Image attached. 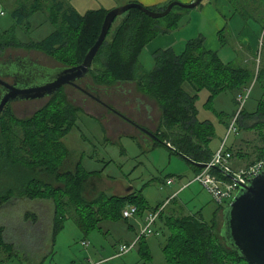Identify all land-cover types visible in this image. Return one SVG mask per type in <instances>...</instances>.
I'll use <instances>...</instances> for the list:
<instances>
[{
	"label": "trees",
	"instance_id": "trees-1",
	"mask_svg": "<svg viewBox=\"0 0 264 264\" xmlns=\"http://www.w3.org/2000/svg\"><path fill=\"white\" fill-rule=\"evenodd\" d=\"M170 1L145 7L161 11ZM42 8L43 0L18 1L11 11L15 24L0 30V54L6 48H21L39 51L61 67L80 64L97 39L109 9L79 13L61 1L50 0L47 20L54 29L39 40L18 38V26L28 24V19ZM188 11L189 8L175 5L165 16L151 18L139 9L130 8L116 16L86 78L93 91L101 92L116 83L132 82L140 93L154 99L160 111L152 133L155 143L169 144L168 147L171 144L174 152L191 159L192 167L198 172L201 168L196 163L211 158L213 152L209 143L214 132L209 120L197 117L198 93L207 91L204 105L209 108L216 96L225 91L233 92V100L239 104L237 97H242L240 92L248 88L255 73L252 67L222 62L216 52L204 47L201 34L187 39L179 51L173 46L154 50L151 54L153 68L145 70L139 60L145 45L156 36L175 30ZM263 25L264 18L260 33ZM221 35L219 32L220 39ZM261 45L264 53V35ZM263 79L264 69L261 68L255 80L262 83ZM184 84L193 93L186 91ZM63 88L26 117L15 116L9 108L2 114L0 207L14 199H49L54 204V235L61 230L67 216L73 218L83 234H89L98 228L99 221L121 218L126 205H135L138 211H143L147 205L140 192L108 195L100 187V171L82 168L80 159L75 162L63 138L75 125L81 108L68 98ZM233 114H237L236 123L241 129L256 131V157L249 163L264 158V95L252 111L240 109ZM218 115L222 117L224 113ZM228 150L232 155L241 153L240 150L233 153L231 147ZM70 159L73 166L67 167ZM212 172L217 169L213 168ZM163 222L168 231L161 249L164 264H248L221 236L216 217L205 221L195 215L166 216ZM144 238L137 241L141 259L137 264H146L152 257ZM0 248L9 254L13 250V244L4 239L3 226H0Z\"/></svg>",
	"mask_w": 264,
	"mask_h": 264
},
{
	"label": "rangeland",
	"instance_id": "rangeland-1",
	"mask_svg": "<svg viewBox=\"0 0 264 264\" xmlns=\"http://www.w3.org/2000/svg\"><path fill=\"white\" fill-rule=\"evenodd\" d=\"M18 1L19 0H0V8L4 11V15L0 16V30L7 29L15 24L11 11L18 4ZM205 1L208 0H203L202 4H204ZM209 1L211 6H213V0ZM233 1L234 2L231 1L230 5L233 8V4L236 5L234 23L240 29L243 27L246 34L252 37L254 48L252 50L253 54L250 62L245 64L242 63L243 59L241 55L244 50L242 49L240 52L230 47V50L233 53L232 55L234 56L231 62L235 65L252 67L255 75L250 81L248 88L240 92L245 98L243 102L244 105L241 107L240 103L238 104L234 102V93L231 91H225L216 96L212 107L209 108L204 106L203 103L205 102L207 91L201 90L198 93L195 102L198 109L197 117L200 120L208 119L214 125V132L209 143L211 151L214 147H216V149H228L227 146H231L233 145V141H237L239 142L237 145L240 147L233 149V153L236 150H240V152L248 150L252 152L251 155L254 154L256 157L254 146H256L258 142L256 141L255 129L244 130L236 123V132H231L225 137L228 124L224 125V122L221 119L229 118L231 120L232 116H234L233 113L238 112L240 109L252 111L256 106L257 100L264 95V79L262 83L255 80L257 70L261 68L264 69L263 46L261 45V48L259 46V35H261L260 19L262 17L259 15L260 12L254 11L257 7L263 8L264 10V0ZM66 2L71 5L75 4L76 0H68ZM49 3V0H43V8L40 11L35 12L28 19V24H21L18 26L16 30L18 38L21 40L26 38L39 40L54 29V26L47 20ZM255 5L257 7H255ZM191 9L192 8H190V11ZM190 11L185 13V16L181 19L179 30L186 26ZM24 23H26V20ZM233 27V23H230L225 27L226 37H229V32L227 30ZM175 30L174 33L171 31V35L176 37L177 41L181 37L182 32ZM177 32L178 34L176 36L175 34ZM185 40H179L174 47L177 50H180L183 47V41ZM245 49L250 51V48ZM150 52L151 51H148L147 48H144L139 57L140 64L145 70L153 68L154 63ZM6 54H9L11 57L26 56L30 63L35 65L40 64L48 68L45 70L48 75L60 69L58 68L59 64L54 59L39 51L25 50L21 48H6L0 55L5 57ZM229 57L230 55H228L227 58H223V60H229ZM11 59L13 60V58ZM13 63L14 62H12V64ZM14 68H19V66H14ZM87 80L88 78L86 77L83 79V81ZM63 89L68 98L73 100V103L81 108L75 125L63 138V141L70 150L75 162L81 159L80 165L82 168L84 167L87 170L100 171V175L98 176L99 184L108 194H112L116 191L121 192L122 190L129 188H134L136 190L142 189V195L150 205L156 204L158 200L163 201L162 203L165 202L166 206L168 200H165V198L167 191H169L171 186H166L164 181L168 175L173 174L175 177L173 187H175L179 184L180 175L186 177V180L190 178L191 169L187 161L179 154L170 151L164 144H156L153 136L148 135L143 131L144 134L138 133L136 138L130 137L133 133L132 126L129 125L126 120L117 117V115L109 108L97 104L96 100L89 98L74 86L66 85ZM184 89L189 93H193L192 89L187 84H184ZM247 90H249V92H247ZM99 98L103 99V101L108 103L111 107L118 109L121 112L123 111L124 115L127 114L128 110L130 111V107L138 105V109L133 107L134 111L132 110V112L135 113L134 115L141 113L147 117V115L144 114L143 103L150 105L151 109L148 111L150 119L146 120L143 115L142 119L144 118L146 126L150 131L155 129L157 121L159 120L160 111L157 109L153 100L136 92L133 83H116L110 88L99 92ZM47 99L48 98L19 101L13 104V109L18 117H26L44 104ZM131 101H133L132 104ZM125 103L129 106L131 104V106L126 107L124 106ZM219 112L224 113V115L219 117ZM230 120L227 122L230 123ZM134 134H137V131H135ZM147 136H151L152 138ZM240 142L243 144H240ZM233 157L234 155H232V158ZM252 160H254V158ZM66 166L72 167L73 161L71 159L68 160ZM192 187H198V190L196 192L193 191V193L190 191L185 192L180 199L184 204H187L186 209L190 210L192 213L201 207L204 212V219L210 221L212 212L215 208L219 210L218 205L199 183L194 182ZM88 191L90 192V189H88ZM235 193L236 191L234 192V195ZM10 204L12 205L15 203H9L8 205ZM36 204H38L36 201H29V203H24L22 201L19 204H16V206H6L0 210V225L7 228V233L10 235V239L20 247L34 248L36 245L42 247L47 244V237H43L44 234L40 228H25V223L22 220L21 212L24 214L26 213L25 210H36ZM217 217V226L221 230L223 224L222 213L220 212ZM124 224L125 222L121 220L120 226ZM101 225L102 227L100 230L87 234V240L82 239L83 234L75 224L73 218L67 216L64 220L63 228L55 237L53 245L49 244L48 246L49 248L53 247L56 251L53 259L47 258L40 264H85L84 261L87 258L91 259L89 262V264H91L93 261L97 262L99 259L109 255L113 256L103 259L96 264L133 263L131 257L116 255L119 250L121 235L118 234L114 228L107 227L106 230H104V222L101 223ZM162 226H164V223H162ZM116 228L119 229L118 227ZM163 228L167 232V236L168 231L165 227ZM139 231L140 226L137 230V234ZM83 240L88 241V245H82L81 243ZM162 241H164V237L160 235L152 237L150 250L152 257L146 264H164V258L160 248ZM130 251L131 255H134L135 257L137 256V250L135 247ZM18 254H11V260H4L7 254L0 248V264H39L36 260V253L31 254L32 256L30 257L28 256L29 258H23L20 253Z\"/></svg>",
	"mask_w": 264,
	"mask_h": 264
},
{
	"label": "crops",
	"instance_id": "crops-1",
	"mask_svg": "<svg viewBox=\"0 0 264 264\" xmlns=\"http://www.w3.org/2000/svg\"><path fill=\"white\" fill-rule=\"evenodd\" d=\"M58 1H61L64 6L74 8L79 13H84L85 11H87L89 9H98V8L111 9L115 6L125 4L128 2H133V1L138 2L144 6H147V7H152V6H159L161 4L167 3L170 0H76L75 4H71V5L68 2H66L68 0H58ZM173 1H177L179 3L187 4V3L192 2L193 0H173ZM202 2H203V0H201V3H200L201 6L197 5L195 8L191 9V11L189 12L188 20L186 21V26L180 30H179V26L176 28L175 31L179 30V32H182L181 37L177 41H176V37L171 35V32H169V33H166L163 35L156 36L151 41H149L145 45L144 48H147L148 51H151L150 53L152 54L154 52V50H156L158 48H167L169 46L174 47L175 44L178 43L179 40H185V39L187 40L189 38H193V37H196V36L201 34L204 37V41H203L204 47L208 50L216 52L218 57L220 58V60L222 62H224V63L231 62L232 58L234 57L232 55L233 53L230 50V47H232L236 51L238 50L241 52L242 49L244 50V52H242V54H241L242 59H243L242 63L248 64L250 62L252 54H253L252 53L253 52L252 50L254 48L253 47V39L250 35L246 34V31L243 27L240 29L234 23L235 22V16L234 15H235L236 11L233 7H231V5H230L231 3L228 0H213V6H211L209 0L205 1L204 4H202ZM49 5H50V3H49ZM255 7H257V6L255 5ZM81 10H83V11H81ZM254 11L260 12L259 15H261V17L264 18L263 8L257 7V9ZM262 18L260 19L261 21H262ZM261 21H260V23H261ZM230 23L231 24L233 23L234 27L227 30L229 32V37H226L225 27L228 26ZM172 32L174 33V30ZM219 32H222V35H221L222 39H220V37H219ZM206 33H207V35H206ZM177 34H178V32L175 35L177 36ZM185 41H183V43ZM245 48H250V51H247ZM176 51H179V50L176 49ZM228 55H230L229 60H225V59L223 60V58H227ZM127 83H132V82H127ZM134 86H135V84H134ZM135 90L140 95L145 96L146 98L148 97L149 99L153 100L155 105L157 106L154 99H152L151 97H149L143 93H140L136 89V87H135ZM234 96H235V94H234ZM132 103H133V101H131V104ZM97 104L100 105L99 102H97ZM131 104H130V106H131ZM203 105H204V103H203ZM124 106L130 107L129 105H127V103H125ZM143 106H144V114H146L147 117L141 113L134 115L135 113L132 112V110L134 111L133 107H136L138 109V105L130 107V111L128 110L127 114H125V115L123 114V111L121 112L118 109H115L114 111L112 110L117 115V117L123 118L124 120H126L128 122L129 125L132 126V132L133 133H132V135H130V137H132V138H136V135H138V133H141V134L143 133L140 128H144L151 133H153L154 130L156 129V127H155V129L153 131H150L147 128L144 118L142 119V115L145 117L146 120L150 119L148 111H150L151 107H150V105H148L146 103H143ZM157 109H159L158 106H157ZM197 111H198V109H197ZM159 117H160V112H159ZM221 120H223L224 125H227L228 124L227 121H229L230 119L229 118L228 119L222 118ZM158 121H157V124H158ZM213 127H214V125H213ZM135 131H137V134H134ZM129 134H131V133H129ZM147 137H151V136H147ZM153 138H154V135H153ZM154 140L156 141L155 138H154ZM237 143H239V142L233 141V145L227 146V147L228 148L231 147L232 150L237 149L240 147V146L238 147ZM240 144H243V143L240 142ZM168 145L166 144L165 146L170 151L174 152L173 146L170 144V146L168 147ZM209 148H210V145H209ZM215 149H216V147L212 148V152H214ZM251 154H252V152H250L248 150L242 151L239 154H235L234 157L230 161L231 166L233 168H238V167H242V166L246 165L253 158H255L254 154L253 155H251ZM183 158L187 161V163L189 164V167L191 169V175H190L191 179L188 178L189 180L188 179L186 180L185 179L186 177H182L180 175L179 184L177 186L173 187L174 182H175V177L173 176V174H170L166 177V179L167 178H174V181H172V183H170V184L165 183L166 186H171L169 191H167V195L165 198V200L166 199L168 200V202H167L168 205L166 204V206L162 212V217L158 218V220L156 221V223L154 225L153 234H151L150 236H145V238H144V240L146 241L150 250H151V244H152V237H156L159 235L164 237V241H162L161 245H160L161 249L165 243L167 232L163 228L165 226H162V223H164L163 222L164 217L173 216V215L174 216H177V215H195L196 217L201 218L202 220H205L204 219V212H203V209L201 207L199 209H196V211L192 213V212H190V210L186 209L187 204H184L182 202V200L180 199L182 197L183 193L189 192V191L191 193H193V191L196 192L198 190V187H195V188L192 187V185L194 183L192 181V179H193L194 175L196 174V171L192 167V163L188 159H186L185 157H183ZM80 161H81V159H80ZM88 171H92V170H88ZM100 187H101V185H100ZM131 192H136V193L140 192V194L142 195V189L136 190L134 188L124 189L121 192L116 191L112 194H108V193L107 194L108 195L124 196L128 193H131ZM142 197H143V195H142ZM144 200L146 202L147 208H145L143 211H138L134 216H131L128 218H125L122 215V217L119 218L120 220L119 219H113V220L103 219V220L99 221L98 228L93 230V231L100 230L102 227L101 223L104 222V230H106L107 227L108 228H114L115 231L121 235V241L119 243L120 246L122 244H130L137 237V230H138L139 226L141 228L147 212L149 210L153 209L154 207L160 205L163 202V201L157 200L156 204L150 205L149 202L145 198H144ZM12 201L9 203H15V204L8 205L9 203H7L5 205H2L0 210L6 206H16V204H19L22 201L24 203H29V201H36V203H38V204H36V207H37L36 210L28 209V210H25L26 213H24V214L21 212L22 220L25 223L24 224L25 228H28V229L40 228L44 234L43 237L44 236L47 237V244L45 246H42L43 248L40 246L38 247L37 245L34 246V248L20 247L19 245H17L14 241H12L10 239V235H8V233H7V228L3 225H0V226H3L4 239L5 240H11V241H7V242L13 244V250H12L11 254L13 255L15 253H17V254L20 253L23 256V258H29L30 256H32L31 254L36 253V255H37L36 260L39 262V264L43 263L47 258L53 259V256L55 255L56 251L53 247L49 248L48 246H49V244L53 245V242L55 241V237L57 236V234L61 230H59L55 235L53 234L54 204H53L52 200L21 198V199H14ZM46 206H47V208H46ZM127 206L128 205H126L124 207V209ZM223 206L220 207L222 209H220L218 207L219 210H217V208H215V210L212 212L211 219H213V217L218 218L217 215L220 212L222 213ZM166 211H167V214H166ZM121 220L124 221L125 224L120 226ZM205 221H208V220H205ZM63 226H64V222H63ZM116 227H118L119 229H117ZM107 230H109V229H107ZM87 237H88L87 234H83L82 239H86ZM134 247L137 250V252H136L137 256L136 257L134 255H131V253H130L131 252L130 250L132 248L129 251L120 254V255H123L125 257H131V261H133V263H131V264H137V263L141 262L140 256L138 254L137 243L133 246V248ZM5 253L7 254V256H5L4 260H11L12 255L7 253V252H5ZM118 253H119V250H118L116 255H119ZM112 256L113 255H109L107 257L101 258L97 262L93 261L91 264H96V263L102 261L103 259L110 258ZM114 256H115V254H114ZM90 261H91V259L87 258L84 261V263L89 264Z\"/></svg>",
	"mask_w": 264,
	"mask_h": 264
},
{
	"label": "water",
	"instance_id": "water-1",
	"mask_svg": "<svg viewBox=\"0 0 264 264\" xmlns=\"http://www.w3.org/2000/svg\"><path fill=\"white\" fill-rule=\"evenodd\" d=\"M200 2L201 0H193L183 4L172 0L161 11L150 10L137 2H128L109 9L104 15L97 39L80 64L68 67L58 66L60 69L52 74H47L41 82H33L31 85L23 87L8 84L0 78V83L7 88V94L0 102V110L6 101L14 100L16 97V99L29 100L46 98L66 85L79 87L80 90L86 92L76 82L87 77L91 62L113 20L126 10L136 8L151 18H161L169 13L175 5L190 9L196 7ZM140 129L153 136L148 130ZM196 164L200 168L205 165L204 163ZM225 207L222 210L221 236L246 263L264 264V171L255 174L240 186Z\"/></svg>",
	"mask_w": 264,
	"mask_h": 264
},
{
	"label": "built area",
	"instance_id": "built-area-1",
	"mask_svg": "<svg viewBox=\"0 0 264 264\" xmlns=\"http://www.w3.org/2000/svg\"><path fill=\"white\" fill-rule=\"evenodd\" d=\"M4 15V11L0 8V16ZM264 35V25L260 35L259 46L262 43V37ZM249 90H247L248 92ZM240 101V107L243 105L244 97L238 96ZM231 122L228 123L227 137L231 132H236L237 114L232 116ZM224 147V145H223ZM232 152L226 148H217L213 153L209 161L204 162V167L194 175L192 181L199 183L204 190L208 192L212 200L218 205L223 206L227 204L233 197L234 192L245 184L249 178L255 174L264 171V158H260L252 163H248L242 167L233 168L231 166ZM217 169V172H212V169ZM173 178H167L166 184L172 183ZM165 202L149 210L145 215L143 224L139 233L134 241L130 244H122L119 247V255L129 251L137 243L140 237L149 236L154 232V225L158 220ZM138 212V208L135 205H128L122 212L123 217L128 218L134 216ZM88 241L83 240L82 245H88Z\"/></svg>",
	"mask_w": 264,
	"mask_h": 264
},
{
	"label": "flooded vegetation",
	"instance_id": "flooded-vegetation-1",
	"mask_svg": "<svg viewBox=\"0 0 264 264\" xmlns=\"http://www.w3.org/2000/svg\"><path fill=\"white\" fill-rule=\"evenodd\" d=\"M11 58H13V60ZM12 62L14 63L12 64ZM14 66H19V68H14ZM46 69L48 68L40 64L35 65V64L30 63L26 56L11 57L9 54H6V56L3 57L0 55V78L4 80L5 82H7L8 84H13L18 87H23L25 85H31L33 82L35 83L41 82L47 76L46 71H45ZM27 72L28 74H26ZM88 81L89 80L87 81L79 80L76 82V84L80 86L81 88H83L84 90H86V92L80 90L79 87L78 88L76 86L74 87L78 89L79 91L83 92L89 98L93 100L96 99L97 102L109 108L110 110L114 111L115 108L111 107L108 103L104 102L103 99L99 98V92L97 90L93 91L90 88ZM5 94H7V88L4 87L0 83V102ZM16 98H14V100H9L4 103V105L2 106L0 110V120H1L2 114L7 108H9L10 111L15 116H17L13 109V104L19 101L29 100V99H16ZM30 100H37V99H30Z\"/></svg>",
	"mask_w": 264,
	"mask_h": 264
}]
</instances>
